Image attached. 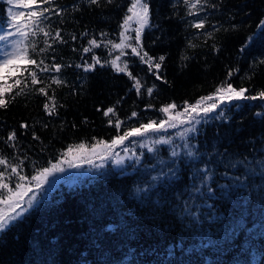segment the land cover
I'll return each instance as SVG.
<instances>
[{
    "label": "trees",
    "instance_id": "trees-1",
    "mask_svg": "<svg viewBox=\"0 0 264 264\" xmlns=\"http://www.w3.org/2000/svg\"><path fill=\"white\" fill-rule=\"evenodd\" d=\"M147 2L151 27L143 33L144 51L165 57L161 74L168 83L156 80L131 49H125L128 55L121 62L127 60L129 70L146 87L156 84L152 96L146 92L137 96L133 81L110 63L90 72L76 67L91 63L93 55L102 62L113 59L111 45L102 44L89 53L82 49L93 38L117 43L131 0L99 4L55 0L63 11L50 17V30L55 35L59 29L66 43H52L51 49L37 56L46 57V63L55 56V62L64 65L58 74H40L45 84L52 83L51 75L64 81L52 83L49 89V95L55 90L56 114L45 112L47 98L34 90L25 89L19 96H15L18 88L6 93L8 106L0 108V155L13 160L26 155L23 174L31 176L34 164L47 166L69 147L74 150L84 143L86 149L110 141L117 130L109 119L126 121L122 134L137 121L164 118L159 112L162 105L194 103L213 92L228 69H239L231 83L247 88V95L264 89V64L258 62L264 59V26L257 27L264 19V0H207L204 11L195 16L187 14L184 0ZM8 7L6 0H0V19L6 17ZM205 17V29L190 27L191 21ZM43 46L41 40L38 48ZM149 103L155 107L145 108ZM112 106L115 115L105 116L104 110ZM220 110L223 117L207 118L196 125V133L189 134V143L200 155L193 161L181 148L183 159L173 177L151 180L162 167L167 171L172 166L169 145L157 146L166 162L162 166L147 148L125 142L144 153L139 165L127 159L120 166L106 162L60 180L0 231V264H264V100L232 101ZM132 111L139 116L129 120ZM12 130L17 140L5 143ZM177 131L170 128L153 138L171 135L182 145L184 141L174 135ZM205 165L212 172L208 181L212 193L192 175ZM195 187L201 191H194Z\"/></svg>",
    "mask_w": 264,
    "mask_h": 264
},
{
    "label": "snow or ice",
    "instance_id": "snow-or-ice-1",
    "mask_svg": "<svg viewBox=\"0 0 264 264\" xmlns=\"http://www.w3.org/2000/svg\"><path fill=\"white\" fill-rule=\"evenodd\" d=\"M91 4H99L100 0H89ZM6 3L10 6L7 8V15L3 19H0V108H6L8 106V100L5 99V94H11L14 88H18L15 96L21 95L25 89H31L40 95L46 97V102L43 107L48 115L56 114V100L55 90L52 89L53 94L49 95V89L52 88V83L60 85L64 83L58 75H51L49 77L52 83L45 84L40 74L60 73L64 68V65L57 63L55 56L52 57V63H46L45 58H38V53H45L48 49H51L52 43L64 41L61 31L55 30L53 35L50 30V17L52 15H61L63 9H61L55 0H6ZM111 3V0H108ZM207 3V0H184V4L188 8V15L195 16L197 12L204 11L203 5ZM15 8L23 7L27 11H14ZM215 7V5H212ZM127 13H131L128 15ZM124 20L119 34V43L113 41H98L97 39H91L89 47H84L82 51L89 53L93 51V48L111 45V51H119V55H116L111 61H101L98 56L93 55L91 57L92 62L85 61L82 64H77V68H82L85 72L94 71L97 65L103 67L104 64H109L111 67L121 73H125L130 80L133 81V88L136 91L137 96H140L146 92L148 96H152L155 88V83L151 87H146L141 79L134 76L129 70V63L127 60L121 62V58L127 56L128 53L125 49H131V55L138 57L140 62L147 65V71L155 77L156 80H161L164 83H168L166 78L161 74L162 64L165 60L163 55L159 57H151L146 51H144L143 33L145 28L151 27L150 25V6L147 0H131L130 6L127 9ZM135 19L138 27L134 29L135 35L129 36L128 30L131 27L130 22ZM264 26V19H261L257 27ZM190 27L197 30L205 29L206 17L196 18L190 22ZM236 28L237 25H232ZM83 35V33H82ZM106 33H101V36H106ZM206 36L211 33H205ZM39 38V39H33ZM71 39L75 40L76 36L73 35ZM42 40L43 47L38 48V44ZM51 40V42H50ZM155 42V41H154ZM191 43V41H189ZM9 45L11 48L9 49ZM194 46V45H193ZM246 45L241 47V52L244 51ZM218 50V49H217ZM54 51V49H53ZM186 59V58H185ZM260 64H264V59L258 61ZM237 72L238 68L228 69L225 79L216 86L215 90L206 96H201L195 100V103H189L185 101L183 105H177L175 102L162 105L159 108V112L164 114V118L159 120L149 119L146 123L137 121V124H133L124 129L120 134V129L126 123V121L116 118L115 121L109 119L108 123L113 125L117 130V135L112 137L110 141H98L97 144H93L92 148L95 150L99 144L104 145L105 151L103 155L97 156L101 161L115 156L116 159L113 163L122 165L125 160L134 161V165L141 163L140 157L144 155L141 151L137 153L135 149L129 147H123L125 155L121 156L115 149L120 146H124L128 141L132 145L139 143L141 148H147L149 153H153L157 163L164 166L166 162L159 157L158 145H169L172 166L167 168V171L161 168L159 176H152L151 180L155 182L158 178L173 177L179 171V161L183 158L181 156V148L184 150L183 155L189 159L195 161L199 157V152L196 151V145L189 143V134L196 133L198 131L196 125L200 124L207 118L220 119L224 116V112L221 109L223 105L231 103L232 101L239 100H264V89L258 91L255 95H247V88H236L231 83V77ZM26 74V75H25ZM250 79V77H248ZM12 83H9V81ZM37 85H43L36 87ZM15 96L12 99H15ZM155 105L149 103L145 105V108H154ZM182 108V111L178 109ZM105 116L110 114L115 115V106L108 107L103 113ZM215 114V115H213ZM259 115V114H258ZM139 116V113L132 111L129 120ZM187 125V127H184ZM22 128H27V124H22ZM44 127H47L45 124ZM180 128L175 135L184 141L182 145H177L171 135H161L150 143L144 141H137L135 137H146L150 133L167 132L168 129ZM35 139L39 137L35 136ZM17 140V133L15 130L8 132L5 143L15 142ZM11 147L15 148L16 144L12 143ZM80 149L85 147L84 143L79 145ZM28 157L16 156L10 159L8 156L0 155V231H4L10 224L15 222L19 217L31 209L40 200V196L37 192H44V185L49 183V177L54 176L56 173L64 172V165L69 167H80L81 164H93L91 159H86L83 156L77 157L72 155V148L69 147L65 151L61 152L58 158L48 161L47 166L38 167L33 165V174L31 176L23 174L24 162ZM79 160L80 163H74ZM15 161V162H14ZM95 167H102L100 165H94ZM235 166V165H233ZM153 169L155 166H151ZM194 179H199L201 185L207 188L208 193H212V188L208 186V181L211 179V169L205 165L203 169L196 168L193 173ZM13 178L15 182L13 185ZM240 180L239 177L236 178ZM52 183H55L53 180ZM151 187V185L149 186ZM226 187V186H222ZM137 192L142 189L137 188ZM194 191L200 192L199 187H195ZM27 198V199H26ZM26 205V206H25Z\"/></svg>",
    "mask_w": 264,
    "mask_h": 264
},
{
    "label": "rangeland",
    "instance_id": "rangeland-1",
    "mask_svg": "<svg viewBox=\"0 0 264 264\" xmlns=\"http://www.w3.org/2000/svg\"><path fill=\"white\" fill-rule=\"evenodd\" d=\"M14 11H25L26 12L27 9H25L23 7H20V8H15L14 7ZM128 15H131V13H129ZM130 24H131V27L128 30V35H131V32H132L133 35H135L134 29L136 27H138V24L136 23L135 19H133L130 22ZM119 42H120V40L117 43H119ZM2 43L3 42H0V44H2ZM10 48H11V46L9 45V49ZM116 55H119L118 54V50L115 51V54H114L113 58ZM182 110L183 109H180V111H182ZM180 130L181 129L178 128V131H180ZM153 135H154V133H150L146 137H137V138L140 141H144L145 143H150L152 140H154ZM139 140H138V142H139ZM126 142L128 143V141H126ZM127 143H125L124 146L117 147L115 149V151L118 152V153H120L121 156L125 155L124 152H123V147H125V146L126 147H129L130 146ZM104 151H105V147L102 144H99L95 150H93V148H86V149L83 148V149H80V147H78V148H76L74 150L72 149V155L77 156V157L83 156L86 159H91L93 161V164L90 165V164H87V163H83V164L80 165V167H69L67 164H65L64 165L65 171L64 172L56 173L54 176L49 177V183L44 185V192L43 193L37 192V195L40 196L41 194L46 193V191L48 189L52 188L60 180L66 179L68 176H69L68 179L69 178L72 179L74 177V173H76L79 176L82 173L91 172L94 169H98L99 168V167H95L94 165H100V164H102V166H103L104 163H106V162H111L113 165H117V164L113 163V160L117 158L115 156L109 157V158H107V159H105L103 161H101L100 159L97 158L98 154L99 155H103L104 154ZM74 163H80V161L77 159L76 161H74ZM118 166H120V165H118ZM53 180L55 181V183H52Z\"/></svg>",
    "mask_w": 264,
    "mask_h": 264
}]
</instances>
